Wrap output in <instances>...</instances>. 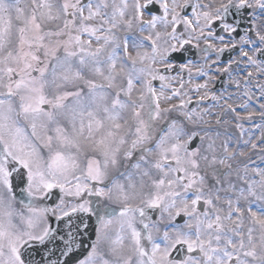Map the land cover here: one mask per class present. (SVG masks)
<instances>
[{
    "label": "snow or ice",
    "instance_id": "obj_1",
    "mask_svg": "<svg viewBox=\"0 0 264 264\" xmlns=\"http://www.w3.org/2000/svg\"><path fill=\"white\" fill-rule=\"evenodd\" d=\"M259 19L264 0H0V264H264V155L233 163L264 117ZM211 107L235 146L200 128Z\"/></svg>",
    "mask_w": 264,
    "mask_h": 264
},
{
    "label": "rangeland",
    "instance_id": "obj_2",
    "mask_svg": "<svg viewBox=\"0 0 264 264\" xmlns=\"http://www.w3.org/2000/svg\"><path fill=\"white\" fill-rule=\"evenodd\" d=\"M24 2L30 4V0H25ZM258 78L259 79L260 78H264V76H260ZM202 82L203 81H201L200 83H202ZM251 91L253 92V88L252 87H251ZM257 91H258V88H257ZM259 95H260V93L258 91L257 97ZM253 101L254 102H252L251 110L259 112L261 110L260 109V103L264 102V101H256V99H253ZM237 111L240 112L242 117H246L247 116V113L243 109H237ZM223 116L224 115H222L221 117H223ZM216 118L217 117H209V116H207L205 119L207 121L216 122ZM234 120H235V118L229 119V121L231 122V124L233 126H234V123H233ZM241 122L243 124L244 129H245L244 139L247 140V139L251 138V142L256 143L258 145V147H257V149L252 150L251 149V144H248L247 146H244L243 144H241L240 147L244 148V150L247 152V155L250 152H252L253 155L252 156H245L243 160H239L238 159V161H240L241 163L244 162V161L245 162H249L248 161V157H251L252 160L256 161L259 164L260 163V159H259L260 156L264 155V153H261V151H260L261 148H264V117H261L260 115H254V116L251 117L250 120L249 119H242ZM209 124H211V123H209ZM214 125L218 126L219 124H217V122H216V123H214ZM257 125H260V127H257ZM234 130H235L234 134H230L228 132H220V136H222V137H225V136L233 137L232 143H233V145H235L236 144V139L239 137V132L236 130V128ZM205 146H206V142H205Z\"/></svg>",
    "mask_w": 264,
    "mask_h": 264
}]
</instances>
